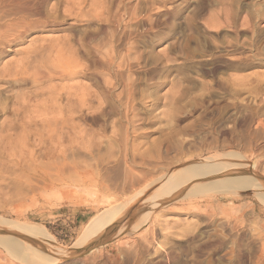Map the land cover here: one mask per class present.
<instances>
[{
  "label": "rangeland",
  "instance_id": "1",
  "mask_svg": "<svg viewBox=\"0 0 264 264\" xmlns=\"http://www.w3.org/2000/svg\"><path fill=\"white\" fill-rule=\"evenodd\" d=\"M27 1L24 18L0 19L34 23L0 45L10 49L0 53V71H10L0 75V218L49 237L8 226L0 235L26 236L23 244L44 246L53 264H264L255 190L157 191L168 170L215 155L228 170L196 183L241 170L264 179V0ZM77 171L93 179L69 182ZM58 173L66 179L44 189L41 178ZM148 184L137 195L142 209L131 215L130 203L110 241L66 260L90 242L74 245L93 216ZM1 246L0 264H30Z\"/></svg>",
  "mask_w": 264,
  "mask_h": 264
},
{
  "label": "bare ground",
  "instance_id": "2",
  "mask_svg": "<svg viewBox=\"0 0 264 264\" xmlns=\"http://www.w3.org/2000/svg\"><path fill=\"white\" fill-rule=\"evenodd\" d=\"M31 1V0H30ZM29 1V2H30ZM111 1V0H110ZM110 1H109V4H110ZM115 1V0H114ZM120 1V0H118ZM130 1V0H129ZM136 1V0H135ZM34 2V1H33ZM128 2V1H127ZM41 3V2H40ZM71 3V2H70ZM121 3V2H120ZM119 3V4H120ZM126 3V2H125ZM136 3V2H135ZM39 4V3H38ZM53 4V3H52ZM115 4V3H114ZM117 3V5H119ZM31 4L28 3L27 0H0V19L1 18H6L8 19L9 16H11L12 14H15V13H18L20 15V17L22 18L23 17V10L22 12L20 13L19 11L21 10L22 7H25V8H28ZM37 5V4H36ZM74 5V4H72ZM115 5V6H117ZM124 5V4H123ZM38 6V5H37ZM36 6V7H37ZM114 6V7H115ZM133 5H131L132 7ZM109 7V6H108ZM122 7V6H121ZM128 7V6H127ZM130 7V8H131ZM25 8H22V9H25ZM31 8V7H30ZM34 8V7H32ZM109 9V8H108ZM128 9V8H127ZM35 10V9H34ZM38 10V9H37ZM96 10V9H95ZM113 10V8H112ZM112 10H108L109 12L111 11L112 13ZM115 10V9H114ZM113 10V11H114ZM135 10V9H134ZM27 11V10H26ZM116 11V10H115ZM114 11V12H115ZM30 12V11H28ZM27 12V13H28ZM37 12V11H36ZM113 12V13H114ZM26 13V14H27ZM30 13H33V12H30ZM105 13V12H104ZM117 13V12H116ZM106 14V13H105ZM129 14V13H128ZM17 16V14H15ZM104 15V14H103ZM117 15V14H116ZM13 16V15H12ZM11 16V17H12ZM25 16V15H24ZM37 16V15H36ZM35 16V17H36ZM113 16V15H111ZM115 16V15H114ZM132 16H134L132 14ZM10 17V18H11ZM29 17V16H28ZM26 17L25 20L28 18ZM32 17V15H31ZM34 17V16H33ZM9 18V19H10ZM15 18V17H14ZM24 18V17H23ZM100 18V16H99ZM98 18V20H99ZM134 18V17H132ZM136 18V17H135ZM5 19V20H6ZM29 19V18H28ZM114 19V18H113ZM118 19V18H117ZM117 19H115L117 21ZM13 20V19H12ZM16 20V19H15ZM19 20V19H17ZM32 20V19H31ZM4 21V20H3ZM8 21V20H7ZM21 21V20H20ZM34 21V20H32ZM44 21V20H43ZM2 22V20H1ZM11 22V21H10ZM10 22H7V23H0V45L4 44V43H8L7 45H10L11 43H13L14 41H16L19 37H21V35L26 31V30H30L31 28H33L32 26H34L33 24L34 23H15L13 24V22L11 24H9ZM22 22H24V19L22 20ZM29 22V21H28ZM31 22V21H30ZM38 22V21H37ZM132 22V21H131ZM36 23V22H35ZM39 24V23H38ZM41 24V22H40ZM44 24V23H43ZM11 26V25H16L17 26V30H18V27H19V30L14 32V34L16 33V36H14L12 39H9L5 36V34L8 33V30H6V27L7 26ZM103 25V24H102ZM101 25V26H102ZM117 25V23H116ZM15 26V27H16ZM35 26H38V25H35ZM106 26V25H105ZM13 27H11L12 29ZM21 28V29H20ZM105 28V27H103ZM125 28V27H124ZM123 28V29H124ZM7 29H10V28H7ZM15 29V28H14ZM15 29V30H16ZM106 30V29H105ZM112 29H110L111 31ZM117 30V28H116ZM7 31V33H6ZM9 31H12V30H9ZM14 31V30H13ZM12 31V32H13ZM102 31V30H101ZM11 32V33H12ZM101 34V33H100ZM108 34V33H107ZM112 34V33H111ZM10 34L8 33V37ZM12 35V34H11ZM115 35V34H114ZM111 36V35H109ZM89 37V39L92 37L90 36H87ZM113 37V36H112ZM96 38V36L94 37ZM102 38V37H101ZM101 38H99L98 40H100ZM130 38V37H129ZM110 39L112 40V38L110 37ZM6 40V41H5ZM87 42V39L86 41ZM92 45V44H91ZM120 47V46H119ZM75 50V49H74ZM5 51H10V49H6L4 50L2 48V46H0V53H4ZM73 51V50H72ZM97 51V50H96ZM70 52V51H69ZM92 52V51H91ZM95 52V51H94ZM99 52V51H98ZM96 55H97V52H95ZM1 54V55H2ZM92 54V53H91ZM100 54V52L98 53ZM96 55H93L92 54V57L93 56H96ZM97 57V56H96ZM95 57V58H96ZM68 58V57H67ZM72 59V58H71ZM60 60V59H59ZM97 60V58H96ZM113 60V59H112ZM54 61V60H53ZM93 61V60H92ZM98 61V60H97ZM101 61V60H99ZM98 61V62H99ZM110 60H108L107 63H109ZM96 61H94L95 63ZM71 63V62H70ZM93 63V64H94ZM100 63V62H99ZM99 65V64H98ZM64 66V65H63ZM51 67V66H50ZM56 67V66H55ZM73 68V67H72ZM6 68H4V70L0 71V75L1 73H3L4 75H7L8 77L10 76V71L8 70H5ZM58 69V68H57ZM39 70V69H38ZM63 70V69H62ZM54 72V70H53ZM20 74V73H19ZM37 74V73H36ZM35 74V75H36ZM43 71L42 73L39 72L38 73V76L41 77L43 75ZM24 75V74H23ZM3 76V75H2ZM19 76V75H18ZM21 77V75H20ZM45 77V76H44ZM3 78V77H2ZM43 78V77H42ZM105 87V86H104ZM78 90V89H77ZM125 149V148H124ZM225 153V152H224ZM223 153V156L225 157H235L233 156V152L232 153H226L224 154ZM132 154V153H131ZM237 154V153H236ZM221 155V154H220ZM238 155V154H237ZM215 157V161H216V155L214 156ZM214 157H211V158H214ZM219 157V156H218ZM224 157H221L224 159ZM239 157V156H237ZM211 158H203L197 162H194V163H189V164H184V165H181L179 167H176V168H172L170 170H168L166 172V174L164 176H162L163 178L160 177V180L158 178V182H157V191H161L162 194H165V195H178L180 194V189H183V187H186L188 185L187 188H185V193L187 192L188 195L190 196H198V195H205V194H208L210 192H214V193H217V194H227V193H230V192H238V191H241V190H255L256 192V195L258 196L259 198V201H261L263 204H264V180H260V178H258L256 175H253V174H241V175H236V176H229V177H226V178H220V179H217V180H209L208 182L204 183V184H200V183H196L195 180H198V179H201L202 177H206V176H211V174L213 173H216L219 171H223L225 168V166L227 167V163L225 166H223L222 170L220 168V163L219 164H216L214 163L215 161H213L214 159L211 160ZM220 158V157H219ZM236 158V157H235ZM234 159V158H232ZM222 160V159H221ZM229 160V159H228ZM231 160V159H230ZM219 161V160H218ZM217 161V162H218ZM222 162V161H220ZM223 163V162H222ZM225 163V162H224ZM236 163V162H235ZM231 164V163H228V165ZM244 165V164H243ZM234 168L237 167L236 165H234ZM222 167V166H221ZM239 167V166H238ZM252 167V165H251ZM233 168V167H232ZM228 170V167L226 168ZM231 169V168H230ZM150 170V169H149ZM81 171V170H79ZM231 171V170H230ZM228 172V171H227ZM42 173V172H41ZM144 173V172H143ZM75 174V173H74ZM136 174V173H135ZM133 174V175H135ZM148 174V173H147ZM217 175V174H216ZM221 175V174H220ZM223 175V174H222ZM126 177V176H125ZM213 177V176H211ZM91 178V174L89 173H78V171L76 172L75 175H73L71 178H67V180H70L73 182L75 181V184L76 182H86L87 180H89ZM98 178V177H97ZM132 178V177H131ZM66 178L61 175V174H57L55 176V178H41L42 180V183H43V188L44 189H47L48 187H51V186H54L56 184V182H60V181H63L65 180ZM93 179V177L91 178ZM162 179V180H161ZM94 181V180H93ZM132 182V181H131ZM156 182V181H154ZM96 186L99 187L101 190L103 191H108V187L107 185L103 184V182H99L97 179H96ZM67 184V183H65ZM153 183H151L152 185ZM37 188V187H36ZM154 188V190H155ZM150 189V184L142 187L140 190H138V192H135V197L136 198L135 200H133L134 198H130L129 201L125 202L124 204L123 203H120L121 205H117V206H112V207H109V208H106L105 210L101 211L100 213H98L97 215L93 216L87 223L80 235V238L77 239L78 241H76V243H74L75 246H82L84 245L85 243H87L88 241H92L93 239H95L96 237H98L106 228L109 227V225L115 223L118 218L120 217V214L123 212L124 214L126 213V211L129 208V204L130 203H135L137 201V195L139 194H142V193H146L148 190ZM110 190V188H109ZM153 190V189H152ZM156 191V192H157ZM155 192V191H154ZM182 192V191H181ZM254 192V193H255ZM104 193V192H103ZM153 193V192H152ZM184 193V194H185ZM253 193V194H254ZM160 194V193H159ZM149 195V194H148ZM151 195V194H150ZM153 195V194H152ZM131 196V197H132ZM162 196V195H160ZM129 197V196H128ZM146 197H147V194H146ZM145 197V198H146ZM149 197V196H148ZM168 197V196H167ZM171 197V196H170ZM144 198V197H143ZM142 198V199H143ZM162 198V197H161ZM158 199L159 201L161 200ZM187 198V197H186ZM103 199V198H102ZM141 199V200H142ZM150 199V198H149ZM155 199V198H154ZM179 199V198H178ZM140 200V201H141ZM157 200V199H156ZM143 201V200H142ZM144 201H146L144 199ZM143 202H140V204H136V206H134L133 208V205L132 204V212H131V215H133L134 213H138L139 209L141 208V206L143 205ZM162 202V201H161ZM102 203L104 204H111L112 201H110L108 198H104L102 200ZM155 205V202H153ZM113 204V203H112ZM148 204V203H146ZM114 205V204H113ZM147 207V206H146ZM153 208V207H152ZM155 208V207H154ZM153 208V209H154ZM142 209V208H141ZM147 209V208H146ZM152 209V210H153ZM144 210V209H143ZM147 211V210H146ZM140 212V211H139ZM144 212V211H143ZM122 213V214H123ZM136 213V214H137ZM146 216H145V219H143L142 221L146 222L150 217L151 214H150V209L145 212ZM143 214V215H145ZM142 215V214H141ZM136 216V215H134ZM121 219V218H120ZM150 221V220H149ZM13 222V221H12ZM10 222L9 220L6 221V220H3L2 218H0V226H8L9 227H14L16 228V230H18L19 232L25 234L26 236H29L28 238H34V239H37L40 240L41 242H46V238H48L49 236L47 235L46 233V229L44 228H40L38 226H35V225H32V224H29V223H12ZM143 222V223H144ZM5 227V228H6ZM139 227V226H138ZM148 227V226H147ZM13 229V228H12ZM6 230V229H5ZM137 230V229H136ZM135 230V231H136ZM12 231V230H11ZM15 232V231H14ZM4 233H6V231H4ZM119 233V231L117 232ZM130 233V232H129ZM133 233V232H132ZM141 233V232H139ZM9 234V233H8ZM11 234V233H10ZM9 235H0V246L1 247H4V249H6L7 251L9 252H13L15 254H18V255H21V257L23 258V260L29 262L30 264H53L54 263V258L50 255V252L48 250H46L44 248V246L42 245H36L38 248L40 247V250L39 249H36V247L34 248L33 246L31 245H28L29 243H31L29 241L28 244L24 245L22 240L25 241V238L24 237H21L19 234H17V238L21 239V240H18L17 238H15V236H10ZM13 235V233H12ZM119 235V234H118ZM130 236V235H129ZM128 236V237H129ZM49 240V239H48ZM21 241V242H20ZM27 241V240H26ZM39 241V242H40ZM54 241V239H53ZM36 243V242H34ZM33 243V244H34ZM42 244V243H41ZM56 246V245H55ZM74 246V247H75ZM102 247V246H101ZM97 249L96 247L93 248L92 250L90 251H93ZM73 250V249H72ZM52 251V250H51ZM89 251V252H90ZM59 253V252H58ZM59 256V255H58ZM20 258V259H22ZM53 261V262H52Z\"/></svg>",
  "mask_w": 264,
  "mask_h": 264
},
{
  "label": "water",
  "instance_id": "3",
  "mask_svg": "<svg viewBox=\"0 0 264 264\" xmlns=\"http://www.w3.org/2000/svg\"><path fill=\"white\" fill-rule=\"evenodd\" d=\"M238 173H240V174L250 173L251 174L250 170H241ZM256 176L258 178H260V180H264L262 177H260L258 175H256ZM130 211H131V208L126 211V213L123 215V217L121 219H119L115 223L111 224L98 237H96L95 239H93L92 241H90L89 243H87L84 247H82L80 249L72 250L70 252L69 257L66 258V260L67 261H70V260L75 259V258H77L79 256H82V255L86 254L87 252H89L90 250H92L93 248L98 247V246H101L103 244H106L108 241H110V239L112 238V236L115 234L118 225L120 223L125 222L126 217L130 213Z\"/></svg>",
  "mask_w": 264,
  "mask_h": 264
}]
</instances>
